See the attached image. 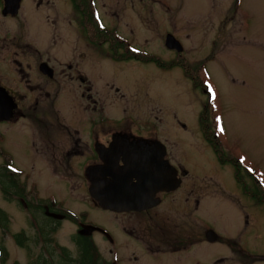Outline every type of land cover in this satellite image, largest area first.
I'll use <instances>...</instances> for the list:
<instances>
[{"label": "rangeland", "instance_id": "374dc122", "mask_svg": "<svg viewBox=\"0 0 264 264\" xmlns=\"http://www.w3.org/2000/svg\"><path fill=\"white\" fill-rule=\"evenodd\" d=\"M86 2L22 0L15 16L3 13L4 2L0 6V83L20 99L19 115L0 122L4 148L0 165L11 156L23 173L21 180L27 181L29 197L50 198L79 221L82 217L83 232L93 236L103 263L109 264L111 257L109 243L102 237L108 227L122 238L120 264H135V256L141 258L143 252L128 243L124 227L134 222L135 227L148 229L147 217L115 213L95 204L87 174L96 163L93 155L83 151L70 156L66 149L81 139L85 150L95 130L100 141L111 139L115 132L156 137L167 147V159L189 171L184 178L188 185L208 186L197 191L209 197L193 215L227 242L207 243L190 255L206 264L218 255L227 257L226 264H264V188L254 181L264 184V0H96L108 29L102 31L91 19L90 4L84 7ZM168 33L182 42L180 57L176 49L167 48ZM116 34L140 47L139 58L113 56L112 43L114 49L119 45V53L127 54L125 45L131 52ZM13 35L19 39L17 55L11 47ZM152 56L156 60L148 59ZM43 61L55 69L54 80L46 76L52 70L41 72ZM193 70L210 85L211 113L222 123L225 151L219 148V152L226 162L228 150L238 156L240 166L235 158L231 160L238 166V180L233 165L217 156L210 144L213 139L205 138L202 106L208 93L197 88ZM81 74L85 79L80 89ZM38 85L58 90L53 106ZM82 92L92 100L82 97ZM188 191L173 196L182 205L172 212V220L182 222L178 228L200 231L194 217L190 222L180 217L192 218L185 203ZM34 205L8 201L0 188V209L9 218L7 228L0 225V241L9 254L6 264L42 263L41 255L59 264L64 260L62 246L76 259L78 224L71 218L55 221ZM19 232L26 234V246L16 242L14 234ZM232 240L238 241L234 255L228 244ZM150 261L147 264H162L164 259Z\"/></svg>", "mask_w": 264, "mask_h": 264}, {"label": "flooded vegetation", "instance_id": "af4514ba", "mask_svg": "<svg viewBox=\"0 0 264 264\" xmlns=\"http://www.w3.org/2000/svg\"><path fill=\"white\" fill-rule=\"evenodd\" d=\"M2 4H3V0H0V6H2ZM80 11L84 12L82 10H80ZM99 15H100V13H99ZM5 17H11V16H5ZM100 17H101V15H100ZM11 18L15 19V17H11ZM14 24L17 26L16 23H14ZM119 42L124 43L123 40L119 41ZM111 45L112 46L110 47V49L113 52L114 45H113V43ZM19 46H20V44H19L18 37L16 35H13L12 39H11V47H12L13 52L16 55L18 53ZM23 46H24V48L30 47L28 44H23ZM118 49H119V45L117 46V50ZM137 49L142 51L140 49V47H138ZM124 50H125V52H127L128 56L131 55V52H129L127 50V45H125ZM124 54H126V53H124ZM113 56H115V57L118 56L119 59H133V58L136 59V58H139L138 54H136V53H134V55H132L133 57H131V58L121 57V56H123V53H119V52L116 55H114V53H113ZM178 56L179 57L181 56L180 52L178 53ZM204 65H202L200 67H202V69H203L204 67H206V65L205 66ZM44 69L47 71H50L52 69L51 76H49V74H46V76L53 78L52 80H54L55 69L53 68V66L49 62L43 61L42 63H40V70L42 73H43ZM202 69H200L199 72L203 71ZM192 74H193L192 80L195 79L194 81L197 83V86H198L197 88L204 87L202 89V92L205 95L208 93V98L206 100V103H204L202 106V110H203V112H205L204 114L206 115L205 119H206L207 133H208V136L205 135V138L206 139L211 138L214 140V143H213V140L211 142L209 140L208 141L210 142L211 146L215 150L217 156L220 158L222 163L229 162L230 164L233 165V167L236 171V177L238 180V166H236L235 163H233L231 161V160H234V158H235L236 160H234V161L235 162L237 161L236 164H238V156L236 157L235 155H232L230 150H228L229 152L226 153V155L229 157L230 160L226 162V161H222L223 157H222V155H220V152H219V151H221V150H219V148L224 149V151H225V147L223 145L224 141L222 140V137L220 136L222 123L218 118H216L211 113V107L209 104L211 103L210 101L212 99V95H211V93L207 87V84H206L207 82L205 83L204 80H202V78H200L198 76V70L197 71L193 70ZM84 79L85 78L83 77L82 74L78 78V80L80 82L79 83L80 89L83 87ZM0 86L4 87L7 90V92L9 93V95H11L13 97L14 101L17 103V108L15 110V115H14L15 117H17L19 115V106H20L19 96L11 88L6 87V86L2 85L1 83H0ZM37 87H38L39 91L43 92V96L47 100L50 101L51 106H53V104H55L54 99L57 98L56 96L58 95V90H56L55 88H48V86H46V85L45 86L38 85ZM88 91H89V89H88ZM81 95H82V97L85 96L88 100H92V96L90 94H86V93L82 92ZM38 102H39V100H37V103ZM120 126H122V125H120ZM125 126L126 125H124V127ZM115 133L112 134L111 139H107L105 141H100L99 134H98L97 130H95L94 140L91 142V144H89L88 146L85 147V150L82 148L81 139H79V140H76L74 142L73 146L69 150L66 149V151L68 152V154L70 156H74V155L83 153V151H85V152L89 151L93 155V157L96 161V163H94L92 166L100 165L103 163V160L100 158L99 152L100 151L103 152L106 149V151L109 153L107 148L110 146L112 137L115 135ZM128 135H129L128 136L129 139L127 142L130 143V145L138 143L139 147H140L139 150L141 152H143L145 150H152L151 147L155 144V141H161L156 137L143 138V135H140L141 137H139L138 135H137L138 137H135L134 135L129 134V133H128ZM144 137H147V136H144ZM140 143H144V144H140ZM219 143L222 144L223 148H221L219 145H216ZM147 145L150 147L148 148ZM157 145L160 149L162 148L161 144L157 143ZM105 147H107V148H105ZM158 147L156 148V150H160ZM166 152L168 154L167 147H166ZM108 153H106V155H108ZM222 153L224 155V152H222ZM167 154H166V159H167ZM153 155H155V154H153ZM167 160L170 161L169 159H167ZM122 164H123V161L120 160V165H122ZM170 164H172L171 161H170ZM172 165L178 170V177L181 180L179 185L175 189H172L169 191L159 192L158 196H157L159 198V202L156 205L149 207L147 209L117 212V213H123L124 215H132V214L134 215L136 213H140V214L144 213L148 219V220L145 219V221H148V229L142 230L141 228H137L133 225L134 222L128 223V225H126L124 227L125 235L128 236V238L130 240L128 243H132L134 246L138 247L143 252V256L141 258L138 256H135V260H134L135 264L151 263V261H150L151 259H155V260L164 259L162 264H171V262L173 264L174 260H175V262H177V264L179 261L181 264L186 263V261H187V264H206L200 257L190 255L193 252V250L195 248H203V247H205V245L207 243H219V244L227 243L226 241H223V238L219 234L218 231H216L215 229H213V228L209 227L208 225L202 223L199 219L195 218V215H193L195 212L194 209L195 208L197 209L200 206V204L202 203V201L209 197L208 196L209 194L207 195V197H203L201 195H198L197 191L201 190V188H202V190L206 191L208 189V186L205 184L197 186L195 183H190V185H188L184 181V178L186 176H188L189 171L187 169H184L182 166H176L174 164H172ZM197 187H198V189L195 191V188H197ZM187 189L189 191L187 192V195L185 197V203L188 204L187 205L188 207L186 209H187V211L191 210L192 218L190 217L191 218V220H190V218H188L184 214H181L180 217L181 218L186 217L188 222L192 221V219L194 217L197 220L196 221L197 224L201 226L200 231L195 227H194V229L193 228H186V227L178 228V225H180V223H182V222L177 223V221L172 220V216L174 213L173 211L176 212V210L179 209V206L182 205V202L178 201V199L173 197V196L177 192L182 191V190H187ZM91 199L93 200L92 197H91ZM94 203L99 205L95 201H94ZM191 205L193 207H191ZM160 207H162V208L158 209ZM107 211H111V210H107ZM152 211H155V213L153 214ZM112 212H115V211H112ZM85 223L86 222L81 217V220L77 224L79 227L80 226L85 227V225H86ZM105 229L106 230H102V232L104 233L102 237L104 240L108 241L109 246H110L109 251H110L111 257L109 259V261H110L109 264H120V262H121V251H120V249H122V247L121 246L119 247V244L121 243L122 238L118 233L113 231L111 228L107 227ZM211 231H214L217 234L216 238L212 239ZM92 238H93V236H92ZM94 242H95L96 246L99 248L96 241H94ZM228 244L231 246L233 255H234V253H238V241L232 240ZM99 250H100V248H99ZM167 261H168V263H167ZM226 262H227L226 256L222 257V256L218 255L213 261H211L210 263H207V264H226Z\"/></svg>", "mask_w": 264, "mask_h": 264}, {"label": "water", "instance_id": "95a60500", "mask_svg": "<svg viewBox=\"0 0 264 264\" xmlns=\"http://www.w3.org/2000/svg\"><path fill=\"white\" fill-rule=\"evenodd\" d=\"M21 1L4 0L3 13L17 15ZM166 46L183 50L180 41L172 34L167 35ZM16 108L17 103L13 97L0 86V121L13 118ZM128 136L126 133H116L110 147H105L109 153L106 149L99 152L103 163L87 169L91 196L102 208L115 212L152 207L159 202V192L175 189L181 181L178 170L165 158L166 147L162 142L155 141L152 150L141 152L138 143L130 145L127 142ZM157 143L162 145L161 149ZM157 147L160 150H156ZM120 160L123 161L122 165ZM211 237L214 239L217 234L211 231Z\"/></svg>", "mask_w": 264, "mask_h": 264}, {"label": "trees", "instance_id": "16d2710c", "mask_svg": "<svg viewBox=\"0 0 264 264\" xmlns=\"http://www.w3.org/2000/svg\"><path fill=\"white\" fill-rule=\"evenodd\" d=\"M90 4L89 0H87L85 8L87 5ZM92 12H91V19L94 18L96 21V18L93 14V6L90 4ZM100 29V28H99ZM114 54H118L117 47L113 50ZM134 53L132 52L130 56L127 54H123L121 57L131 58L133 57ZM148 59H153L152 57H148ZM1 135V134H0ZM2 150L4 148L0 146V155H2ZM10 156V155H9ZM5 162H3L0 165V188L3 192L5 198L9 200H18L20 203H22L24 206L27 204L29 206H32L33 203H36L33 207L35 209H42L43 214L45 216H50L52 218H55V221H58L61 218H71L76 223H79V217L75 214H73L71 211L67 210L62 204H59L58 202L53 201L52 199H48L46 201L42 200L41 198H32L28 196V184L27 181H22L21 177L23 176V173L18 170L15 166V163L13 161V158L6 157L5 156ZM238 166H240L238 164ZM256 182V179H254ZM260 186V185H259ZM33 193L37 194L35 188L31 190ZM256 196V194H254ZM33 200V202L31 201ZM30 201L32 203H30ZM36 201V202H35ZM54 216V217H53ZM9 218L7 214L0 209V225L5 229L8 227ZM36 224V222H35ZM41 232V229H40ZM45 236V231H44ZM16 242L20 246H26V239L27 236L24 232H19L14 234ZM77 249H78V257L76 259H72L70 257V254L66 248H62V257L64 260L61 259L59 264H105L102 261L101 255L99 253V249L96 246L95 242L92 239V236L90 233L83 232V227H79V231L74 239ZM9 258L8 251L5 247V245L0 241V264H6ZM40 261L37 262V264H51L50 260L45 258L43 255L40 256ZM14 264H20L18 262Z\"/></svg>", "mask_w": 264, "mask_h": 264}]
</instances>
